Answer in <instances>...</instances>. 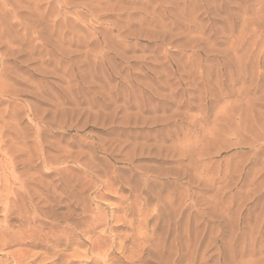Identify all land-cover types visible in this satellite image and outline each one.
I'll return each mask as SVG.
<instances>
[{
  "label": "rangeland",
  "instance_id": "1",
  "mask_svg": "<svg viewBox=\"0 0 264 264\" xmlns=\"http://www.w3.org/2000/svg\"><path fill=\"white\" fill-rule=\"evenodd\" d=\"M0 264H264V0H0Z\"/></svg>",
  "mask_w": 264,
  "mask_h": 264
}]
</instances>
